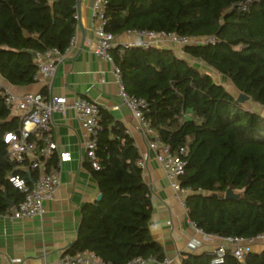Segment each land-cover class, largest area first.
I'll return each mask as SVG.
<instances>
[{
    "label": "trees",
    "instance_id": "16d2710c",
    "mask_svg": "<svg viewBox=\"0 0 264 264\" xmlns=\"http://www.w3.org/2000/svg\"><path fill=\"white\" fill-rule=\"evenodd\" d=\"M104 1V30L115 37L140 30L213 37L182 51L264 107V0ZM76 2L0 0V74L6 81L35 83L38 55L66 50L77 28ZM109 53L126 92L147 101L145 117L156 139L172 151L188 149L181 187L191 190L184 200L190 221L219 237L264 235V115L169 47L117 44ZM19 126L0 95V212L8 201L23 198L6 178L15 163L4 135ZM95 154L98 168L88 160L84 165L102 197L82 205L77 237L63 254L91 252L110 264L138 256L160 261L164 251L150 232L151 192L137 165L138 148L123 122L103 107ZM48 167H57L55 156ZM227 190L235 196L226 198ZM213 257L211 251L189 252L180 264H264V249H253L243 262L230 247L221 263H213Z\"/></svg>",
    "mask_w": 264,
    "mask_h": 264
},
{
    "label": "crops",
    "instance_id": "0c3cea01",
    "mask_svg": "<svg viewBox=\"0 0 264 264\" xmlns=\"http://www.w3.org/2000/svg\"><path fill=\"white\" fill-rule=\"evenodd\" d=\"M92 2L93 0L80 2L81 26L77 22L75 45L57 65L48 81L49 93L67 99L86 96L123 122L139 153L146 157L143 178L150 188L153 207L149 228L153 238L162 245L164 256L172 259L173 264H180L186 253L212 251L222 244V239L209 237L202 241L201 247L194 251L188 249L189 242L194 238L201 239V235L195 232L184 206L187 193L176 192L171 188L164 170L154 158L153 151L148 150V140L131 113L124 106L114 109L119 100L118 84L112 73V65L93 52L97 36L92 17ZM136 39L137 35L125 32L115 37L114 44L131 43ZM169 48L174 52L177 49L174 45ZM187 59L198 62L190 57ZM5 82L18 94L41 92L42 89L48 91L44 80L28 85ZM51 121L52 139L57 144V152L53 156L58 162L59 186L52 197L44 202L45 212L42 219L0 216V264H45L58 261L65 247L77 237L82 205L95 201L100 193L84 165L85 137L75 112L69 110L65 116L54 112ZM61 152H69L71 160L59 163ZM23 175L29 179L27 172ZM31 176L33 177L32 174ZM263 249L264 245L260 243L256 244L254 251L260 252Z\"/></svg>",
    "mask_w": 264,
    "mask_h": 264
},
{
    "label": "built area",
    "instance_id": "2783aa9c",
    "mask_svg": "<svg viewBox=\"0 0 264 264\" xmlns=\"http://www.w3.org/2000/svg\"><path fill=\"white\" fill-rule=\"evenodd\" d=\"M243 8L245 3H242ZM92 17L95 22V33L97 40L93 52L101 59L109 61L112 65V73L118 84L117 98L119 103L114 109L124 106L131 115L136 119L138 127L148 140V150L153 151L154 158L164 170L169 180L171 188L176 192L189 194L190 189L181 187V177L185 173L187 165L186 147H180L172 151L169 145L156 139V132L151 127L150 122L145 117L148 111V103L142 98L130 95L126 92L120 67L115 63L109 53V50L116 45L114 44L115 36L104 30V0H93ZM77 18V14H76ZM76 32V31H75ZM129 33L137 35V39L124 45H140L143 47H177L175 53L179 57L187 58L182 51L183 46L187 44L207 43L215 39L213 37L205 38L204 41H196L201 37H186L176 33L151 32V31H130ZM76 33L73 34L69 45L64 52L52 49L38 55V69L34 75V81L44 80L48 86V91L28 92L23 94L15 93L11 90L9 84L0 74V95L4 99L6 107L11 114L17 116L20 126L15 131L7 132L4 135V142L7 145L9 158L15 163L14 170L10 171L6 178L10 184L23 194L22 200L13 202L11 207H7L0 216L14 219H25L38 217L42 219L45 209L44 202L50 199L60 183L58 165L56 168H49V159L57 152V144L52 139L51 118L54 112L65 116L67 111L73 110L81 123L85 137L83 146L85 160H88L93 168H98L96 160V141L98 131V114L101 105L86 96H75L67 99L64 96H56L49 93L50 83L48 82L56 71L57 65L63 61L70 49L75 45ZM198 63L202 64L199 60ZM128 131V130H127ZM139 152V151H138ZM140 157L137 165L143 170L146 166V157L139 153ZM71 160L69 152L59 153V163ZM58 163V162H57ZM18 171V172H17ZM22 172L32 174V183L28 184L27 176ZM195 232L201 235V239H192L188 244V249L194 251L201 247L202 241L209 237H218L222 239V244L216 246L211 252L214 257L213 263H221L224 259L226 248L230 247L233 255L244 261L245 254L253 250L254 245L264 243V235L253 238L242 237H219L204 233L200 228L191 223ZM173 264V260L164 256L160 261L155 257L138 256L127 261L126 264ZM18 264V262H13ZM45 264H110L99 259L94 253L80 252L76 254H63L55 263Z\"/></svg>",
    "mask_w": 264,
    "mask_h": 264
},
{
    "label": "rangeland",
    "instance_id": "374dc122",
    "mask_svg": "<svg viewBox=\"0 0 264 264\" xmlns=\"http://www.w3.org/2000/svg\"><path fill=\"white\" fill-rule=\"evenodd\" d=\"M205 38H199V39H196V41H204ZM189 62L193 65H195L196 67H198L201 71L203 72H207L209 73L212 78L216 81V82H220L221 84H223L226 89L228 91H230L234 96H238V92L237 90L234 88L233 84L230 82V80H228L227 78L225 77H222L217 71H215L214 69H211L209 67H207L206 65H201L200 63L198 62H195V61H191L189 59ZM244 105L249 108L250 110H254L262 115H264V107L252 102L251 100L250 101H247L244 103ZM264 245V243H262ZM256 248V245H254L253 249Z\"/></svg>",
    "mask_w": 264,
    "mask_h": 264
},
{
    "label": "water",
    "instance_id": "95a60500",
    "mask_svg": "<svg viewBox=\"0 0 264 264\" xmlns=\"http://www.w3.org/2000/svg\"><path fill=\"white\" fill-rule=\"evenodd\" d=\"M80 2H81V0H77V2H76V14H77V20H78L79 27L81 26L80 25V19H79V16H80ZM236 100L241 102V103H245V102H247L249 100V97L247 95L243 94V93H239L237 98H236ZM27 175H28L29 178L31 177L30 173H27ZM234 196H235V194L231 190H227L226 193H225V197L226 198H232ZM101 197H102V194L99 193L95 200L99 201L101 199ZM12 205H13V201H8V206L11 207Z\"/></svg>",
    "mask_w": 264,
    "mask_h": 264
}]
</instances>
